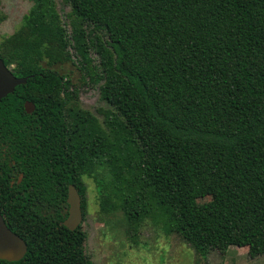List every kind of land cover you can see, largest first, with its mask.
Here are the masks:
<instances>
[{
	"label": "trees",
	"instance_id": "trees-1",
	"mask_svg": "<svg viewBox=\"0 0 264 264\" xmlns=\"http://www.w3.org/2000/svg\"><path fill=\"white\" fill-rule=\"evenodd\" d=\"M28 1L0 41L27 78L0 100L14 160L0 161V213L27 251L0 264H92L81 224L63 220L69 184L84 215L94 170L101 211H122L132 236L149 219L201 254L237 243L264 255V0H62L67 23L55 0ZM67 61L81 74L73 96L99 86L112 106L106 131L76 108L67 119L71 82L53 68ZM205 196L216 220L190 227L185 202Z\"/></svg>",
	"mask_w": 264,
	"mask_h": 264
},
{
	"label": "rangeland",
	"instance_id": "rangeland-1",
	"mask_svg": "<svg viewBox=\"0 0 264 264\" xmlns=\"http://www.w3.org/2000/svg\"><path fill=\"white\" fill-rule=\"evenodd\" d=\"M56 8L67 23L65 15L70 6L62 0H55ZM30 2L28 0H0V10L5 18L0 23V41L12 34L22 23ZM98 62V55L94 53ZM53 68L66 74L69 80L79 85L81 74L74 63L67 61L53 65ZM76 108V109H74ZM92 114L99 125L106 131L104 116L112 106L100 96L99 86L82 93L65 103L64 111L71 120L70 112ZM100 172L82 176L85 211L81 222L86 233L84 251L92 264H264V255L250 257L248 247L237 243L222 249L218 245L211 246L201 254L177 233H166L159 224L145 220L135 236L127 233V221L120 210L103 212L99 206V187L97 179ZM187 220L190 227L205 226L215 222V213L209 196L185 202ZM233 239L237 240L238 225H235Z\"/></svg>",
	"mask_w": 264,
	"mask_h": 264
},
{
	"label": "water",
	"instance_id": "water-1",
	"mask_svg": "<svg viewBox=\"0 0 264 264\" xmlns=\"http://www.w3.org/2000/svg\"><path fill=\"white\" fill-rule=\"evenodd\" d=\"M26 79V77L15 76L0 57V100L11 93L15 86L25 83ZM24 107L27 112H30L34 105L28 101ZM66 203L68 205L67 216L63 220V224L70 230H74L81 224L83 213L81 197L73 184L68 185ZM26 251L25 240L6 225L3 215L0 213V259L17 261L24 257Z\"/></svg>",
	"mask_w": 264,
	"mask_h": 264
},
{
	"label": "flooded vegetation",
	"instance_id": "flooded-vegetation-1",
	"mask_svg": "<svg viewBox=\"0 0 264 264\" xmlns=\"http://www.w3.org/2000/svg\"><path fill=\"white\" fill-rule=\"evenodd\" d=\"M70 82H71V81H70ZM68 86H69V89H67L66 87H64L63 90H61V92H60L61 97H63L64 100H66V95L68 94V93H66L67 90H70V91H71V93L69 92V95H70L71 99H72V97H74L72 93H73V91L75 90V87H76L77 85H76L75 83L71 82V83L68 84ZM81 90H82V89H81ZM80 93H81V92H80ZM79 95H81V94H79ZM70 101H71V100H70ZM26 102H28V100H25V101H24L23 106H24V104H25ZM29 102H31V101H29ZM31 103H32V102H31ZM33 105H34V104H33ZM64 106H65V104L63 105V108H64ZM24 109H25V107H24ZM33 110H34V107H33V109H32L30 112H32ZM25 111H26V110H25ZM63 111H64V110H63ZM26 112H27V111H26ZM30 112H28V113H30ZM64 113H65V112H64ZM65 114H66V113H65ZM7 148H9V145H7V144L5 143V136L0 134V161H8V160H9V162L12 161V163H13L14 160H13L12 157L10 156V148H9V149H7ZM7 150H8V152H7ZM22 178H23V173H22V172H19L18 175H17V177H16L17 182L21 181Z\"/></svg>",
	"mask_w": 264,
	"mask_h": 264
}]
</instances>
